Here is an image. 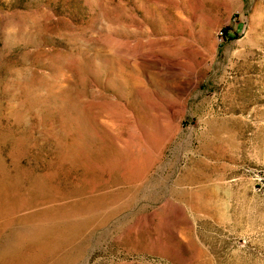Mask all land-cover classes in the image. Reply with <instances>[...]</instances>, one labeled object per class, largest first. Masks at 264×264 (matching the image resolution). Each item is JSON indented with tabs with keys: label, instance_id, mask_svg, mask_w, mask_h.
<instances>
[{
	"label": "rangeland",
	"instance_id": "obj_1",
	"mask_svg": "<svg viewBox=\"0 0 264 264\" xmlns=\"http://www.w3.org/2000/svg\"><path fill=\"white\" fill-rule=\"evenodd\" d=\"M0 264H264V0H0Z\"/></svg>",
	"mask_w": 264,
	"mask_h": 264
}]
</instances>
